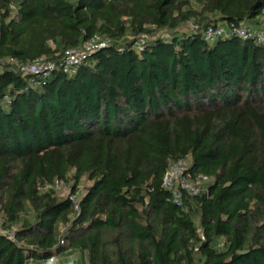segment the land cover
<instances>
[{
    "label": "trees",
    "instance_id": "16d2710c",
    "mask_svg": "<svg viewBox=\"0 0 264 264\" xmlns=\"http://www.w3.org/2000/svg\"><path fill=\"white\" fill-rule=\"evenodd\" d=\"M261 19L264 0H0V57L55 63L0 70V264H264ZM178 159L207 183L175 203ZM55 180L87 183L78 214Z\"/></svg>",
    "mask_w": 264,
    "mask_h": 264
},
{
    "label": "built area",
    "instance_id": "2783aa9c",
    "mask_svg": "<svg viewBox=\"0 0 264 264\" xmlns=\"http://www.w3.org/2000/svg\"><path fill=\"white\" fill-rule=\"evenodd\" d=\"M237 31L245 37L251 35L261 36L257 30L245 25L240 26ZM222 33L223 28L221 27H208L204 31V36L206 40H212ZM108 43L109 41L107 39H102L100 36H93L82 44L67 49L63 55L62 71L71 72L73 67L82 62L89 52L93 51L95 48L105 46ZM5 66H13L22 74L45 75L55 67V63L47 60L45 57L26 60L24 62H20L14 57H0V70ZM188 167L189 162L186 159H178L170 162L164 172L162 185L164 188L171 191L175 203H180L183 193L187 195H196L203 189L202 177L199 175L191 176L187 172ZM52 188L55 190L63 188L66 189L67 193L69 192V187L60 180H55ZM80 195L79 190L74 193L69 192V200L72 203L75 214L79 213ZM60 242L62 243V241ZM56 258L57 255H54L49 259L55 261Z\"/></svg>",
    "mask_w": 264,
    "mask_h": 264
},
{
    "label": "crops",
    "instance_id": "0c3cea01",
    "mask_svg": "<svg viewBox=\"0 0 264 264\" xmlns=\"http://www.w3.org/2000/svg\"><path fill=\"white\" fill-rule=\"evenodd\" d=\"M27 264H86L84 254L76 251L64 252L57 255L55 261L50 259L40 262H28Z\"/></svg>",
    "mask_w": 264,
    "mask_h": 264
},
{
    "label": "rangeland",
    "instance_id": "374dc122",
    "mask_svg": "<svg viewBox=\"0 0 264 264\" xmlns=\"http://www.w3.org/2000/svg\"><path fill=\"white\" fill-rule=\"evenodd\" d=\"M261 27H264V19H261ZM207 183V180H204L203 181V187H205V184ZM87 183L85 182V181H83L82 183H80V185H79V187H80V189H79V193L81 194L82 193V191H83V187L86 185ZM57 193L59 194V195H65L66 193H67V191H66V189H63V188H61V189H58L57 190Z\"/></svg>",
    "mask_w": 264,
    "mask_h": 264
}]
</instances>
